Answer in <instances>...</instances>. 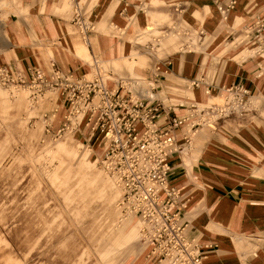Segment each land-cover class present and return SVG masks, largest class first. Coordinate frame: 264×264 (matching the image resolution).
<instances>
[{
  "label": "crops",
  "instance_id": "1",
  "mask_svg": "<svg viewBox=\"0 0 264 264\" xmlns=\"http://www.w3.org/2000/svg\"><path fill=\"white\" fill-rule=\"evenodd\" d=\"M175 1L99 0L93 4V0H84V9L98 25L86 44L73 32L76 26L68 0H22L26 11L12 4L0 20V66L28 75L30 68L47 70L49 62L55 60L65 70L89 76L92 64L88 65L80 53L86 46L91 59L102 60L111 77L148 79L155 87L148 95L154 94L155 101H160L166 111L174 108L178 116L186 115L187 109L175 106L178 102L173 100L187 99L184 91H190L199 103L212 105V99L220 100L224 86L239 83L251 88L262 100L257 110L223 118L215 128L203 127L191 145L183 140V129L175 131L183 150L171 161L170 181L181 189V200L186 204L181 210L182 220L189 225V237L205 252L204 264H264V75L257 77L264 55L245 53L236 42L239 34L231 39L264 15V0H235L228 19L222 17L218 6H226L231 0H179L174 4ZM179 3L186 6L185 12L191 7L182 18L184 22L191 26L205 22L204 29L195 31L194 38L186 37L189 40L184 45L177 34L165 36L157 51L162 58L154 55L148 59L131 49L133 42L145 47L155 43L154 39L142 43L123 37V29L127 28L121 22L126 25L132 21L133 8L146 7L157 20L169 15L162 8ZM232 52H237L236 58ZM193 81L196 85H192ZM108 84L112 87L115 82ZM58 100L60 127L66 108L60 97ZM51 106L48 110L54 109ZM164 111L161 124L166 126L170 115ZM84 154L87 163L76 164L86 171L93 165L95 154ZM148 260L147 247L142 245L124 264H147Z\"/></svg>",
  "mask_w": 264,
  "mask_h": 264
},
{
  "label": "built area",
  "instance_id": "2",
  "mask_svg": "<svg viewBox=\"0 0 264 264\" xmlns=\"http://www.w3.org/2000/svg\"><path fill=\"white\" fill-rule=\"evenodd\" d=\"M70 1L72 23L82 40L88 43L89 35L96 31V24L84 9L83 0ZM236 3L231 0L226 6H218L224 19H228ZM173 10L172 24L157 25L161 34L154 38L155 43L147 44L150 56L168 34L189 35V30H184L179 23L186 6L179 3L173 5ZM242 34L244 41L257 48L253 56L263 55L264 15L246 25L232 39ZM94 59L99 62L98 58ZM93 73L92 77L77 75L63 69L55 60L49 62L47 70L30 68L28 75L5 65L0 66V87L7 90L30 88V99L34 104L47 91H55L62 99L66 113L59 128L55 127V121L59 119L60 107L44 113L46 130L53 128L59 134L67 130L80 131L87 140L100 143L104 148L103 169L121 191L116 202L117 210L122 218L135 216L139 219L140 243L147 247L150 261L204 264L206 254L201 245L189 237V225L182 220L181 210L186 204L181 200V189L170 181L171 161L183 150L175 131L183 129V140L191 145L203 127L215 128L223 118L255 111L252 99L258 96L251 88L233 83L223 87L220 103L209 105V102L199 103L188 98V101L178 102L175 106L187 109L186 115L178 116L174 108L166 111L160 101L154 100L155 96L147 95L144 79L119 78L111 87L106 73L99 67L95 69L92 64ZM263 75L264 65L259 68L257 77ZM192 85H196V81ZM151 90L154 92L155 87ZM162 111L170 115L166 126L161 124Z\"/></svg>",
  "mask_w": 264,
  "mask_h": 264
},
{
  "label": "rangeland",
  "instance_id": "3",
  "mask_svg": "<svg viewBox=\"0 0 264 264\" xmlns=\"http://www.w3.org/2000/svg\"><path fill=\"white\" fill-rule=\"evenodd\" d=\"M97 1L93 0V4ZM12 4L22 12L27 10L22 0H0V20ZM66 6L69 7L67 3ZM140 9L143 13L138 11ZM162 9L169 15L156 20L146 7L133 8L132 21L126 25L121 22V26L127 28L123 29V37L142 43L153 41L161 34L156 24L162 27L172 24L173 7ZM190 11L191 7L180 16L181 27L190 32V36L178 35L182 45L194 38L195 31L204 29L205 22L194 26L184 22L182 18ZM73 32L84 42L75 27ZM163 39L152 52L159 58L162 57L157 51ZM132 45L131 49L148 59L152 57L146 44L133 42ZM80 53L89 65V49L82 46ZM236 53L232 52L233 57ZM106 67L111 69L107 64ZM88 71L92 76L91 70ZM132 77L144 79L147 92L154 86L142 76ZM114 80L109 78L111 84ZM189 92L184 91L183 95L198 102ZM30 95V91H21L10 98L0 93V264H124L142 246L141 224L137 217L120 220L117 193L100 171L105 172L102 158L99 160L102 149L80 131L67 130L64 134L53 128L47 131L43 114L52 111L48 110L52 104L54 108L59 107L58 95L47 91L35 104ZM220 102L222 100L216 98L211 100V103ZM261 103L262 100L256 98L252 107L257 110ZM69 148L72 151L69 152ZM85 152L95 154L93 165L86 171L76 164L87 163L88 157L82 156ZM148 263L159 264L149 260Z\"/></svg>",
  "mask_w": 264,
  "mask_h": 264
},
{
  "label": "bare ground",
  "instance_id": "4",
  "mask_svg": "<svg viewBox=\"0 0 264 264\" xmlns=\"http://www.w3.org/2000/svg\"><path fill=\"white\" fill-rule=\"evenodd\" d=\"M68 2H69V4H70L71 7H72V2H71L70 0H68ZM83 2H84V0H83ZM243 29H245V27H244ZM149 30H151V29H149ZM244 40H245V37H244V35L242 34L241 36L237 37L236 42L239 43V44H241V45L243 46L245 53H247V54H249V55H254V54L256 53V51H257V48L254 47L253 43L248 44V43H247L246 41H244ZM243 42H245V43H243ZM85 43H86V42H85ZM86 44H88V43H86ZM263 55H264V53H263ZM91 64H93V65L95 66V69H96V67H99L100 70H102L103 72L106 73L107 77H109V78H113V77H111V76L107 73V71L105 70V68H104V66H103V62H102V60L99 59V62L96 63V62H95V59L92 57V59H91ZM93 75H94V73L92 74V76H93ZM92 76H89V77H92ZM115 79H117V78H115ZM21 91H30V92H31L30 88H20V89L12 88V89H10V90H7V89H4V88H1V87H0V93H4V94H6L7 96H9L10 98H11V97H15V96L18 95ZM150 91H152V90H149V92H150ZM149 92H148V93H149ZM30 96H31V95H30ZM256 98H258V97H255V98L252 99V104H253V101H254ZM221 100H223V97H221L219 101H221ZM215 104H216V103H215ZM62 111H63V110H62ZM198 132H199V131H198ZM96 144H98V149H99V150L102 149L101 156L99 157V160H100V159L103 157L104 148L101 147V145H100L99 142H97ZM76 152H77V151H76ZM77 153H78V152H77ZM100 171H101L102 174L104 173V174L106 175V176H105V175L103 174V176H104L105 178H107L108 181L111 183L112 188H113L114 191L117 193V196H118V198H119V196H120V194H121V191L115 186V184H114L112 178H111L107 173L103 172L102 170H100ZM116 202H117V201H116ZM132 217H135V216H132ZM119 218H120V220L122 221V220H127V219H129V218H131V217L122 218L121 215L119 214Z\"/></svg>",
  "mask_w": 264,
  "mask_h": 264
},
{
  "label": "trees",
  "instance_id": "5",
  "mask_svg": "<svg viewBox=\"0 0 264 264\" xmlns=\"http://www.w3.org/2000/svg\"><path fill=\"white\" fill-rule=\"evenodd\" d=\"M57 121H58V120H56V121H55V126H57V127H58L59 125L56 123ZM56 124H57V125H56Z\"/></svg>",
  "mask_w": 264,
  "mask_h": 264
}]
</instances>
